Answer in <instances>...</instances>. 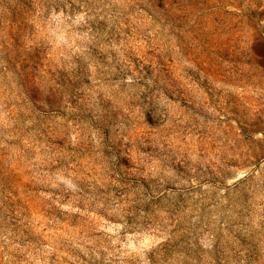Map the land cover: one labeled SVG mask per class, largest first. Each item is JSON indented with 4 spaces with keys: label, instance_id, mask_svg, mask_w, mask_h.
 Returning a JSON list of instances; mask_svg holds the SVG:
<instances>
[{
    "label": "rangeland",
    "instance_id": "1",
    "mask_svg": "<svg viewBox=\"0 0 264 264\" xmlns=\"http://www.w3.org/2000/svg\"><path fill=\"white\" fill-rule=\"evenodd\" d=\"M0 264H264V0H0Z\"/></svg>",
    "mask_w": 264,
    "mask_h": 264
}]
</instances>
